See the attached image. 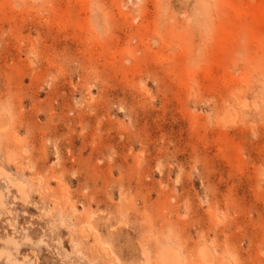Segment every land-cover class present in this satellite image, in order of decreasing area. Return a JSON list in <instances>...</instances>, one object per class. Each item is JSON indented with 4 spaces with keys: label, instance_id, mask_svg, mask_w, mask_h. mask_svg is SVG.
I'll use <instances>...</instances> for the list:
<instances>
[{
    "label": "rangeland",
    "instance_id": "obj_1",
    "mask_svg": "<svg viewBox=\"0 0 264 264\" xmlns=\"http://www.w3.org/2000/svg\"><path fill=\"white\" fill-rule=\"evenodd\" d=\"M0 118L17 260L264 264V0H0Z\"/></svg>",
    "mask_w": 264,
    "mask_h": 264
},
{
    "label": "bare ground",
    "instance_id": "obj_2",
    "mask_svg": "<svg viewBox=\"0 0 264 264\" xmlns=\"http://www.w3.org/2000/svg\"><path fill=\"white\" fill-rule=\"evenodd\" d=\"M226 116H227V114H226ZM230 123H232V122H230ZM226 124H228V121H227ZM5 128H6V123L0 118V130H3ZM0 179H2V181L3 180L7 181V184L9 185V187H13V189H15V191L17 193V196L20 199L19 201H21V200L23 201L25 199L24 201L26 202V194L23 191L24 190V188H23L24 185L19 183V182L14 181L7 174V172L4 169H2L1 167H0ZM16 199H17V197H16ZM0 207L1 208H5V205L3 203V194H1V193H0ZM8 213H9V211H8ZM26 239L27 238H25V240ZM2 242H4V244L6 246L8 245L9 247H11L13 250H15L17 248V245H18V243L14 240V238H12L10 236H7L5 239L2 240ZM26 242H29V241L27 240ZM144 252H145V250H144ZM199 255L204 261H207L209 259V255H208L207 251L204 250V249L200 250ZM159 258H160L161 264H180V262H181L180 259H179V256L173 250L171 245H164V246L161 247ZM25 259L26 258L23 257V260L19 261V260H17L15 258V256L13 255V252L11 250H9L7 248H4V247L0 248V261L1 260H3V261L5 260V263L6 262H10L11 264H26L25 263ZM148 262H149V260H148ZM37 263H38V261H36V264Z\"/></svg>",
    "mask_w": 264,
    "mask_h": 264
}]
</instances>
